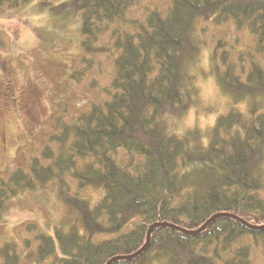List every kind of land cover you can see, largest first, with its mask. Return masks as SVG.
Instances as JSON below:
<instances>
[{
    "label": "trees",
    "instance_id": "16d2710c",
    "mask_svg": "<svg viewBox=\"0 0 264 264\" xmlns=\"http://www.w3.org/2000/svg\"><path fill=\"white\" fill-rule=\"evenodd\" d=\"M31 1L0 0V12ZM138 2L70 0L58 6V14L79 16L87 55L105 52L97 44L110 33L118 52L113 80L106 98L72 125L55 123L56 152L46 147L27 170L0 178V216L12 197L53 182L76 223L67 232L55 228L53 237L38 236L40 260L251 264L250 245L243 239L260 245L264 256V109L259 112L256 102L264 101V70L251 59L242 79L237 63L225 50L220 53L222 92L234 103L252 104L248 116L235 108L220 116L206 144L199 140L191 146L188 137L169 134L161 117L190 106L184 66L197 57L193 32L199 21L246 29L255 39L254 51L264 55V0H170L165 12L148 11L134 32L123 29L128 10ZM222 46L218 41L216 49ZM66 172L78 190L100 189L101 198L91 206L70 194ZM0 258L17 264L14 244H4Z\"/></svg>",
    "mask_w": 264,
    "mask_h": 264
},
{
    "label": "rangeland",
    "instance_id": "374dc122",
    "mask_svg": "<svg viewBox=\"0 0 264 264\" xmlns=\"http://www.w3.org/2000/svg\"><path fill=\"white\" fill-rule=\"evenodd\" d=\"M68 1L32 0L24 7L3 8L0 12V178L6 179L17 168L27 170L30 160L40 158L46 147L56 152L57 144L51 142V137L59 133L55 123L72 125L77 117L101 103L111 87L118 52L109 39L110 33L97 44L107 49L105 52L87 55L77 13H57L58 6ZM169 6L170 0H139L128 10L123 29L134 32L135 23L142 21L148 11L165 12ZM193 36L197 57L184 66L190 106L184 112H167L161 117L165 131L188 137L191 146L199 140L206 144L216 120L230 109L248 116L251 108L252 101L234 103L222 92L218 84V73L224 70L220 53L225 50L237 63L236 72L242 79L251 59L264 70V55L254 51L255 39L246 29L236 30L232 23L216 26L211 21H199ZM218 41L223 42L220 50L216 49ZM88 62H92L90 67ZM75 71L82 75L73 78ZM256 102L259 112L263 111L264 101ZM119 156L125 154L120 152ZM262 165L264 174V160ZM64 177L70 194L91 206L101 198L100 189L78 190L70 172ZM75 220L76 214L61 200L53 182L19 193L1 213L0 248L14 244L17 264H52L51 259L37 257L38 236L53 237L55 228L67 232ZM242 242L250 245L251 264H264L261 246L250 239ZM0 264H4L1 258Z\"/></svg>",
    "mask_w": 264,
    "mask_h": 264
},
{
    "label": "water",
    "instance_id": "95a60500",
    "mask_svg": "<svg viewBox=\"0 0 264 264\" xmlns=\"http://www.w3.org/2000/svg\"><path fill=\"white\" fill-rule=\"evenodd\" d=\"M150 230L148 231V236H149V234H150ZM147 242H148V238H147ZM147 242H146V244L140 249V251H138L136 254H138L139 252H141L144 248H145V246L147 245ZM111 263V261L109 262V263H107V264H110Z\"/></svg>",
    "mask_w": 264,
    "mask_h": 264
}]
</instances>
